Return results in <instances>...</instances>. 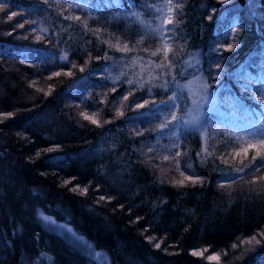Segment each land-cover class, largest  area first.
I'll list each match as a JSON object with an SVG mask.
<instances>
[{"label":"trees","instance_id":"trees-1","mask_svg":"<svg viewBox=\"0 0 264 264\" xmlns=\"http://www.w3.org/2000/svg\"><path fill=\"white\" fill-rule=\"evenodd\" d=\"M262 40L264 0H3L0 264H83L64 227L111 264H264Z\"/></svg>","mask_w":264,"mask_h":264},{"label":"rangeland","instance_id":"rangeland-1","mask_svg":"<svg viewBox=\"0 0 264 264\" xmlns=\"http://www.w3.org/2000/svg\"><path fill=\"white\" fill-rule=\"evenodd\" d=\"M251 130L253 131H257V128L253 125H249L248 126ZM244 138L246 140H248V143L249 144H255L256 142V134L255 132L252 133V134H249V133H245L244 134ZM248 147V146H247ZM262 178L264 179V176L263 177H259L260 180L258 181H261ZM45 223H48L47 220H45ZM55 227H61V226H55ZM63 227H61L60 229H62ZM65 229V233L66 235L69 236V239H71V243H73L74 247L77 249V251L81 254L82 256V260H83V264H111L112 262L110 261L109 259V256L103 252V251H100V250H96L94 248V246L92 245V243H90L89 241H87L85 238L83 237H78L79 235L74 233V232H69L68 231V228L67 227H64ZM195 252H199L202 254V251H195ZM201 256V255H199ZM209 257H216L217 259V256L215 254H208V256L206 257L207 260H210ZM216 259H212L213 261H215Z\"/></svg>","mask_w":264,"mask_h":264},{"label":"snow or ice","instance_id":"snow-or-ice-1","mask_svg":"<svg viewBox=\"0 0 264 264\" xmlns=\"http://www.w3.org/2000/svg\"><path fill=\"white\" fill-rule=\"evenodd\" d=\"M2 7H3V0H0V8H2ZM75 19L79 20L80 17H79V16H76ZM210 19H211V18H210ZM167 23H168V24H171V23H172V21H171L170 18L167 20ZM169 31H170V30H169ZM229 31H231V32H235L236 29H235V28H231ZM226 38H227V33L225 34V37H224V39H223L222 42H225V41H226ZM261 43H264V40H262ZM225 50H226V51H229V52L232 51V50H233V45H231V44L228 45V47H227ZM164 52H165V56H167V52H168V48H167V47L164 49ZM215 65H216V68L219 69V68H220V60H216V61H215ZM81 70L83 71V69H81ZM209 71H210V66H209ZM235 76L237 77V79H243V77H241V75H240L239 72L236 73ZM251 83H252V81H251V79L249 78V84L244 85V87H248ZM206 88H207V86L205 85V89H206ZM124 99H127V96H125ZM162 103H163V102H162ZM137 104H138V107H143V106H144L143 104H139L138 101H137ZM165 107H168V106L166 105ZM171 107L174 108L175 105L173 104V105H171ZM182 111H183V109H182ZM196 113H197V114H196L195 118L191 121V123H192L194 126H203V124H204L205 122H204L203 119H202V113H201L200 110H199V105H197ZM85 119H88V117L85 116ZM172 120H173V121L180 120V118H178V117L176 116L175 112H173V114H172ZM181 122H182V123H189V121H181ZM92 123H93V124H96L97 122H96V120H92ZM162 127H163V126H162ZM257 143H258L259 149H264V138L258 139ZM248 147H249V148H256V147H257V144H249ZM247 151H248V149H245V154H247ZM177 155H179V153H177ZM258 157H261V153H260V151H257L256 155H254V156L252 157V160H253V161H256ZM261 161H264V157H261ZM261 166H264V164H262ZM185 178L187 179V177H185ZM74 191H75V189H74ZM100 199L103 200V199H104V196H101ZM68 231L71 232V229L69 228ZM253 239H255V237H253ZM257 243H259V241H257ZM159 247H160V244L157 243V244H156V248H159ZM192 255H193V256H199V255H201V253H199V252H195V251H194V252H192ZM209 259H210V260H212V259H216V257H209Z\"/></svg>","mask_w":264,"mask_h":264}]
</instances>
